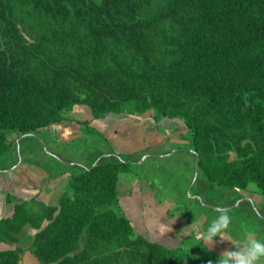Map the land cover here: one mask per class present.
<instances>
[{
	"label": "trees",
	"instance_id": "trees-1",
	"mask_svg": "<svg viewBox=\"0 0 264 264\" xmlns=\"http://www.w3.org/2000/svg\"><path fill=\"white\" fill-rule=\"evenodd\" d=\"M75 105L108 113L180 118L199 174L264 195V0H0V161L14 143L68 118ZM129 161L69 173L55 205L14 201L0 240L41 264H216L193 237L166 247L115 209ZM24 248L0 249L23 264Z\"/></svg>",
	"mask_w": 264,
	"mask_h": 264
},
{
	"label": "crops",
	"instance_id": "crops-1",
	"mask_svg": "<svg viewBox=\"0 0 264 264\" xmlns=\"http://www.w3.org/2000/svg\"><path fill=\"white\" fill-rule=\"evenodd\" d=\"M80 107L87 114L77 119L89 121L93 132L64 120L37 133L9 136L15 140L0 161V218L13 210L14 201L7 196L33 199L35 208L39 202L55 205L69 173L122 159L131 166L118 175L114 207L146 239L166 247L189 237L198 241L191 225L198 222L206 230L217 209L224 208L231 216L225 240L216 237L211 246L198 241L206 250L222 255L233 248L229 240H264V195L254 185L236 191L207 183L196 168L191 134L182 119L155 118L152 111L93 118L87 106L73 109ZM22 137L34 139L36 145L20 141Z\"/></svg>",
	"mask_w": 264,
	"mask_h": 264
},
{
	"label": "clouds",
	"instance_id": "clouds-1",
	"mask_svg": "<svg viewBox=\"0 0 264 264\" xmlns=\"http://www.w3.org/2000/svg\"><path fill=\"white\" fill-rule=\"evenodd\" d=\"M218 215L206 230L200 228L199 223H193L191 229L196 233L195 238L205 245L211 246L216 237L225 240L227 229L231 223V216L227 209H217ZM233 248L225 251L216 264H264V240L249 237L245 240H229ZM211 264V262H209Z\"/></svg>",
	"mask_w": 264,
	"mask_h": 264
},
{
	"label": "rangeland",
	"instance_id": "rangeland-1",
	"mask_svg": "<svg viewBox=\"0 0 264 264\" xmlns=\"http://www.w3.org/2000/svg\"><path fill=\"white\" fill-rule=\"evenodd\" d=\"M84 107V105H83ZM87 110H85V108H72L68 113L67 116L70 119H77V118H81L82 116H86ZM79 120V119H77ZM87 121V120H84ZM89 123V121H87ZM40 132V131H39ZM38 132V134H39ZM37 133V132H35ZM30 137V136H29ZM29 137H22L19 140L21 141L22 139L29 141V145H36V142L34 141V139H31ZM14 139V138H11ZM33 143V144H32ZM43 151L45 150V148H42ZM35 233V229L31 228L29 225L25 226L22 230V232L20 234H18V236L20 237L21 241L20 242H14V241H2L0 240V249H4V248H15L17 246H21L24 248V252L22 254V259L21 262L23 264H41V262L35 258L31 252L28 250V247L30 246L31 242H32V238H33V234ZM191 238V237H190Z\"/></svg>",
	"mask_w": 264,
	"mask_h": 264
},
{
	"label": "water",
	"instance_id": "water-1",
	"mask_svg": "<svg viewBox=\"0 0 264 264\" xmlns=\"http://www.w3.org/2000/svg\"><path fill=\"white\" fill-rule=\"evenodd\" d=\"M28 134H30V133H28ZM194 153H195V151H194ZM195 155H196L195 165H196V168H198V157H197V154L196 153H195Z\"/></svg>",
	"mask_w": 264,
	"mask_h": 264
}]
</instances>
